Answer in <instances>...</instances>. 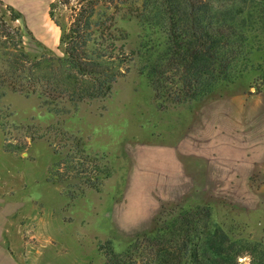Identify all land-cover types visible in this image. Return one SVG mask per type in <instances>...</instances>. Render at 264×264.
Returning <instances> with one entry per match:
<instances>
[{
	"label": "rangeland",
	"instance_id": "obj_1",
	"mask_svg": "<svg viewBox=\"0 0 264 264\" xmlns=\"http://www.w3.org/2000/svg\"><path fill=\"white\" fill-rule=\"evenodd\" d=\"M52 2L0 0V23L11 31L23 28L24 45L34 56H62ZM68 16L56 8L55 20L67 25ZM127 28L143 52L160 51L164 39L157 29ZM250 51L234 83L178 106L157 101L143 58L129 65L110 99L60 116L42 108L37 96L7 91L0 99V193L21 200L20 216L37 233L65 240L63 264H104L100 242L122 253L154 231L160 212L197 206H210L214 221L233 239L264 244L262 37L251 39ZM49 126L77 138L86 156L111 175L92 181L96 188L81 180L56 183L61 160L47 143L17 147L29 142V128L42 134ZM9 143L17 148L6 150ZM25 240L31 241L27 234ZM240 261L251 264L250 257Z\"/></svg>",
	"mask_w": 264,
	"mask_h": 264
},
{
	"label": "trees",
	"instance_id": "obj_2",
	"mask_svg": "<svg viewBox=\"0 0 264 264\" xmlns=\"http://www.w3.org/2000/svg\"><path fill=\"white\" fill-rule=\"evenodd\" d=\"M59 5L69 11L67 25L55 20ZM50 16L61 31L62 56L32 55L23 28L11 31L0 23V99L7 91L37 96L41 107L57 116L110 99L136 58L144 59L143 69L162 105L204 99L242 73L252 38L264 40V0H55ZM127 26L157 29L164 39L160 51L143 52ZM26 131L29 142L20 141L18 148L43 141L61 160L56 183L81 180L96 188L92 181L111 175L63 129ZM12 147L17 148L5 145L8 151ZM97 247L104 264H241L245 257L264 264V244L233 239L214 221L210 206L160 212L154 231L122 253L111 243Z\"/></svg>",
	"mask_w": 264,
	"mask_h": 264
},
{
	"label": "crops",
	"instance_id": "obj_3",
	"mask_svg": "<svg viewBox=\"0 0 264 264\" xmlns=\"http://www.w3.org/2000/svg\"><path fill=\"white\" fill-rule=\"evenodd\" d=\"M21 205L13 194L0 193V264H63L65 240L37 233L26 217L21 218ZM26 234L31 241L25 240Z\"/></svg>",
	"mask_w": 264,
	"mask_h": 264
}]
</instances>
